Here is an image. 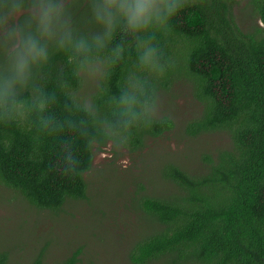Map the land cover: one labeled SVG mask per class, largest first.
<instances>
[{
    "label": "trees",
    "instance_id": "trees-1",
    "mask_svg": "<svg viewBox=\"0 0 264 264\" xmlns=\"http://www.w3.org/2000/svg\"><path fill=\"white\" fill-rule=\"evenodd\" d=\"M177 3L180 9L151 35L166 71L151 77L148 87L158 101L160 91L176 81L192 83L203 110L188 125L187 134L226 132L232 145L216 156L205 155L204 173H192L177 163L163 165L162 179L170 183L172 193L136 199L147 231L131 245L128 260L264 264V0H250V14L258 19L251 31L243 30L234 14L240 0ZM76 4L70 7L73 20L86 24L87 0ZM126 39L124 58L99 79L90 101L81 98L84 82L70 75L65 76L69 86L60 87L63 57L53 56L46 84L54 95L56 127L51 131L27 124L0 126V184L31 208L58 215L71 202L87 201L86 175L93 170L96 149L114 143L136 153L149 139L175 129L173 120L155 115L151 127L127 143L109 135L108 126L115 120L109 99L137 71L132 38ZM120 40L118 36L116 43ZM80 256L78 250L56 264H79ZM46 260L43 248L23 264H48ZM0 264H11V255L3 249Z\"/></svg>",
    "mask_w": 264,
    "mask_h": 264
},
{
    "label": "clouds",
    "instance_id": "clouds-1",
    "mask_svg": "<svg viewBox=\"0 0 264 264\" xmlns=\"http://www.w3.org/2000/svg\"><path fill=\"white\" fill-rule=\"evenodd\" d=\"M180 7L177 0H87V23L81 24L73 20L65 0H0V46L5 53L0 63V126L27 124L51 131L56 127L54 95L46 84L53 56L63 57L60 87L67 88L66 75L80 83L103 77L124 58L126 38L131 37L137 71L118 95L110 97L115 120L107 131L127 143L149 129L157 98L148 81L166 71L151 35Z\"/></svg>",
    "mask_w": 264,
    "mask_h": 264
},
{
    "label": "rangeland",
    "instance_id": "rangeland-1",
    "mask_svg": "<svg viewBox=\"0 0 264 264\" xmlns=\"http://www.w3.org/2000/svg\"><path fill=\"white\" fill-rule=\"evenodd\" d=\"M249 3L240 0L234 10L245 31L258 22L257 16L250 14ZM99 79L84 81L82 99L91 100ZM193 87L178 80L158 95L155 115L175 122L171 132L149 139L136 153L114 143L95 150L93 170L86 175L87 201L71 202L57 215L31 208L20 195L0 184V250L9 252L11 264H23L43 248L48 264L59 263L78 250L79 264H131L129 249L147 231L136 199L172 193L170 183L162 179L163 165L177 163L192 173H204V156H216L232 145L226 132L197 137L187 134L188 125L201 117L203 110Z\"/></svg>",
    "mask_w": 264,
    "mask_h": 264
},
{
    "label": "flooded vegetation",
    "instance_id": "flooded-vegetation-1",
    "mask_svg": "<svg viewBox=\"0 0 264 264\" xmlns=\"http://www.w3.org/2000/svg\"><path fill=\"white\" fill-rule=\"evenodd\" d=\"M77 5L76 4V0H65V6L68 7L70 9V7ZM1 48V46H0Z\"/></svg>",
    "mask_w": 264,
    "mask_h": 264
}]
</instances>
